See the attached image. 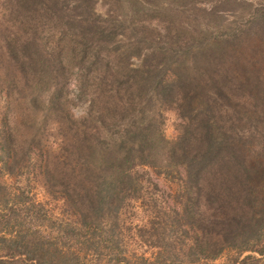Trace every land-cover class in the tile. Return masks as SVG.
<instances>
[{
  "label": "trees",
  "instance_id": "obj_1",
  "mask_svg": "<svg viewBox=\"0 0 264 264\" xmlns=\"http://www.w3.org/2000/svg\"><path fill=\"white\" fill-rule=\"evenodd\" d=\"M96 1L0 0V264H264V7Z\"/></svg>",
  "mask_w": 264,
  "mask_h": 264
},
{
  "label": "rangeland",
  "instance_id": "obj_2",
  "mask_svg": "<svg viewBox=\"0 0 264 264\" xmlns=\"http://www.w3.org/2000/svg\"><path fill=\"white\" fill-rule=\"evenodd\" d=\"M146 3V2H145ZM195 5L199 6L204 11H214V16L212 14V17L214 19L219 20V25L223 29H232L237 24L243 23L252 13L255 7L261 6L264 7V0H196ZM94 9L96 12L100 13L103 16H106L108 13H110L112 10L110 7H108V3L104 0H97L94 4ZM216 14V17H215ZM211 17V16H210ZM119 36H117L118 38ZM130 64L135 65L139 62V58L137 56H131ZM71 86H73V82L71 80ZM87 105L86 100H80L78 102H75L71 105V111L74 115H80L84 112L85 107ZM172 120L173 115L171 113H167V119L164 125V134L166 136H170L174 133V129L172 126ZM152 176L154 174L151 172ZM14 176H3V182L5 183V186L0 189V212L2 211L3 206L10 203L13 200L18 201V195H16V186L14 184ZM154 180L157 181L158 185L164 190L167 191L170 189V186L160 177H154ZM20 184L21 182L18 181ZM27 189V188H25ZM33 195L32 188L29 192H25L22 196L23 198H27ZM35 199H40V195H34ZM21 205L24 203L19 202ZM48 206L52 207L51 209H47L46 213L53 214V216H58L55 214L56 208L54 207V203L51 201L47 203ZM0 214V226H2L3 218H1ZM28 218V217H26ZM58 218H60L58 216ZM52 228V229H51ZM43 232H47L50 235L53 236L54 229L53 225L49 228H43ZM0 234H4L5 236H9L10 233L4 230H0ZM217 261V260H216ZM215 261V262H216ZM219 262V261H218ZM263 264V263H262Z\"/></svg>",
  "mask_w": 264,
  "mask_h": 264
}]
</instances>
